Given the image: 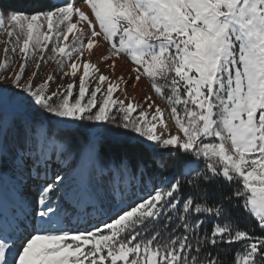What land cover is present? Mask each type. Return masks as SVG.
Here are the masks:
<instances>
[{"label": "snow or ice", "instance_id": "obj_1", "mask_svg": "<svg viewBox=\"0 0 264 264\" xmlns=\"http://www.w3.org/2000/svg\"><path fill=\"white\" fill-rule=\"evenodd\" d=\"M0 31V264H264V0L0 6Z\"/></svg>", "mask_w": 264, "mask_h": 264}, {"label": "rangeland", "instance_id": "obj_2", "mask_svg": "<svg viewBox=\"0 0 264 264\" xmlns=\"http://www.w3.org/2000/svg\"><path fill=\"white\" fill-rule=\"evenodd\" d=\"M54 1V0H53ZM79 6V4L77 5ZM86 7V6H85ZM87 11H90V9H87ZM7 34L4 33L3 31H0V58L3 57L4 53H3V49H4V41L7 40ZM16 61V66L18 67V63H19V56H16L15 58ZM92 60L95 62L97 60V57H92ZM35 66V60H32L31 64L29 65V67L27 68L28 72H31L33 70V67ZM131 67L130 62H125L123 65L119 64L117 65V75H120L121 72L124 73V75H127V71L128 69ZM56 69V65L54 61H47V63L43 64L41 66V77L43 78L44 76H46V74L50 71V70H55ZM100 70L102 72H105L107 74V70L104 68V66L101 64L100 65ZM8 71H12V68H9ZM64 71H67V69H64ZM82 71V69H81ZM55 82L51 83V88L53 90L56 89L58 84H64L66 85L69 82H72L71 78H65L64 80H61V75L62 73L60 72H55ZM39 82V81H38ZM141 82H143V85H141ZM78 84H79V80L78 77L75 80V86H76V91L78 92ZM141 85V86H140ZM144 86V87H143ZM90 87H95V84H91ZM103 87L106 89V84L103 85ZM133 88V89H132ZM130 90H134L132 96H135L137 98V100L143 102V98L147 95H151L155 104L160 105L161 108L167 109L168 105L166 103V101L164 99H161L160 97L156 96V94L151 90L150 86L148 85V82L146 79H141V81L137 82L135 87H133L132 83L130 82L127 85L126 91L127 94ZM100 94L98 93V96ZM139 97H138V96ZM115 96H119L120 98L124 97V92L123 91H118L116 93H114V97ZM141 96V97H140ZM154 110V109H153ZM173 131H175V129H173ZM139 195V192L137 193ZM138 202V201H137Z\"/></svg>", "mask_w": 264, "mask_h": 264}, {"label": "trees", "instance_id": "obj_3", "mask_svg": "<svg viewBox=\"0 0 264 264\" xmlns=\"http://www.w3.org/2000/svg\"><path fill=\"white\" fill-rule=\"evenodd\" d=\"M54 1L52 0H0V6H3L5 11H7L9 8L25 11L27 13H32L36 10H43L46 8H49L50 6H53ZM132 151V149H130ZM235 187V184L233 185ZM240 219L241 225H251L256 226L255 219L246 213H238L237 214ZM255 235H261L258 227H256V230L254 232ZM239 244H235L232 246L230 251H227L225 253H222V259H225L226 261H232L234 259V253L236 250L240 249Z\"/></svg>", "mask_w": 264, "mask_h": 264}, {"label": "bare ground", "instance_id": "obj_4", "mask_svg": "<svg viewBox=\"0 0 264 264\" xmlns=\"http://www.w3.org/2000/svg\"><path fill=\"white\" fill-rule=\"evenodd\" d=\"M141 85H143V82H141ZM141 85H140V86H141ZM143 87H144V86H143ZM132 89H133V88H132ZM133 91H134V90H130V91L128 92L127 95H128V96H132ZM137 96H138V95H137ZM138 97H139V96H138ZM140 97H141V96H140ZM141 101H142V100H141Z\"/></svg>", "mask_w": 264, "mask_h": 264}]
</instances>
